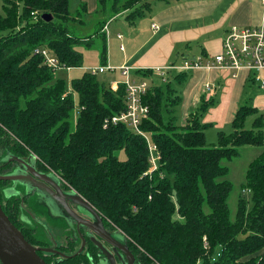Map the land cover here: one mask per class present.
<instances>
[{
	"label": "trees",
	"instance_id": "obj_1",
	"mask_svg": "<svg viewBox=\"0 0 264 264\" xmlns=\"http://www.w3.org/2000/svg\"><path fill=\"white\" fill-rule=\"evenodd\" d=\"M71 1L3 0L0 203L11 221L32 245H45L23 222L21 199L5 192L11 180L1 178L19 159L32 160L92 204L107 227L123 233L141 253L140 264H264V112L253 105V94L239 105L232 131H219L217 142L209 143L206 130L212 123L204 122V115L217 102V93L202 97L180 124L175 111L182 96L170 78L184 83L191 70L170 69L166 81L152 69L133 71L153 82L143 98L150 111L141 124L157 146L159 158L153 169L145 137L124 122L104 127L106 118L125 110V85L113 90L91 71L67 81L37 50H48L67 70L83 65L80 47L89 49L99 42L105 65L109 22L125 15L133 24L156 0H97L96 27L87 36L77 35L70 23H86L88 5L81 0L73 12ZM44 13H51L53 20L45 21ZM205 57L201 58L206 61ZM186 60L194 59L169 66ZM159 77L166 86L155 83ZM249 81L258 83L253 73ZM250 116L254 118L247 128ZM243 146L261 147L243 183L253 193V208L241 193L232 218L233 183L228 179L230 168L222 161L238 157ZM69 245L75 243L57 246ZM39 254L49 264H81L80 254L60 259L53 258L57 254Z\"/></svg>",
	"mask_w": 264,
	"mask_h": 264
},
{
	"label": "crops",
	"instance_id": "obj_2",
	"mask_svg": "<svg viewBox=\"0 0 264 264\" xmlns=\"http://www.w3.org/2000/svg\"><path fill=\"white\" fill-rule=\"evenodd\" d=\"M82 1L87 3L89 13H94L97 0ZM262 16V0H156L150 11L133 24L125 15L116 17L114 37L110 36L109 22L106 64L116 70L103 73H108L110 84L122 80L119 68L123 65L132 71L153 70L180 63L183 58L203 55L205 60L210 59L222 50L223 37L232 25H259ZM188 73L181 95L180 124H184L202 97L216 93L220 103L204 118V122L212 123L210 127L231 123L249 93L253 94V105L264 111V93H257L262 89L249 81L255 71L244 69L234 78L217 68L197 67ZM261 76L264 77V70Z\"/></svg>",
	"mask_w": 264,
	"mask_h": 264
},
{
	"label": "flooded vegetation",
	"instance_id": "obj_3",
	"mask_svg": "<svg viewBox=\"0 0 264 264\" xmlns=\"http://www.w3.org/2000/svg\"><path fill=\"white\" fill-rule=\"evenodd\" d=\"M23 161L25 162V164H27V166H25ZM28 166H33L36 171L41 174H45L54 180V177L51 176L49 171L45 169L40 170V168H37L35 166L32 160L19 159V163L14 164L10 171L2 175H19L18 178L16 177L9 179L11 180V183L8 185L5 192L7 193V195H17L21 199V208L23 211V214H21L22 220L28 227L33 228L35 230L34 236L37 230L36 225L38 223H35L32 217L29 215L27 205L30 206V204H39L45 207L48 213L46 214V216L48 219L52 220L50 224L53 225V228L54 218L61 220L62 224L56 222L57 225H55V228L59 230V232L64 234V239L61 240L60 244H58V242H55L53 244L48 241V234H44V231L41 230L40 236L35 237L39 241L45 243V245L37 246L38 253L42 251L43 254L47 257H51L52 255L57 254L53 256L54 259H60L61 257L66 258L80 254L81 264H86V262L88 264H112L113 258L115 264H140L139 261L142 257L141 253L136 251L132 243H130V241H127L123 234H119L118 231L107 227L103 221V225L106 231L109 232V234L117 241L111 243L102 236L98 235L88 225L77 222L66 211V209H64V204L61 203V197L59 193L56 192L54 185H52L48 181H44L40 177H37V175L35 174L32 175L31 171L28 169ZM20 180H25V186L22 187L23 190H20L17 186L21 185L22 182ZM54 181L60 184L63 193H65L68 197V203L70 205V208L79 217L91 223H98V219L97 217H95V215H93L88 210L86 211V208L85 210L82 209L84 208L82 207V204L78 203L76 200H70L71 192L68 188L64 186L62 182H58L57 180ZM26 183L30 186H27ZM32 197L35 198L34 203L30 200ZM111 233H113L114 235ZM94 238L100 241V243L97 244L94 241ZM69 241H73L75 245L57 246L66 245ZM143 262L144 264H149L146 261Z\"/></svg>",
	"mask_w": 264,
	"mask_h": 264
},
{
	"label": "built area",
	"instance_id": "obj_4",
	"mask_svg": "<svg viewBox=\"0 0 264 264\" xmlns=\"http://www.w3.org/2000/svg\"><path fill=\"white\" fill-rule=\"evenodd\" d=\"M262 23L259 25H232L224 35L222 41V50L212 58L204 61L201 57L194 60H186L183 65L157 67L153 69L155 74L162 77L163 81L167 80L168 71L174 68L194 69L197 67L217 68L222 72L229 74L231 77H237L239 73L246 69L255 71L254 75L259 87L264 90V77L261 71L264 70V0ZM107 29V26L106 28ZM121 38L122 35L119 34ZM123 47V46H122ZM40 51L47 63L55 68L62 69L56 57L51 55L48 50ZM70 70L71 68H66ZM106 70L114 71L115 67L108 64L101 65L90 69L93 74L103 73ZM122 76L120 81H112L111 87L117 90L120 83L126 88V108L119 114L112 115L104 120V127L124 122L137 134L145 137L149 143L150 160L153 169L157 168L159 155L157 146L151 141L148 134L141 129V124L149 115L150 107L143 101L144 96L148 92L151 83L146 78L134 75L132 69L123 65L119 68ZM209 88L210 86L207 85Z\"/></svg>",
	"mask_w": 264,
	"mask_h": 264
},
{
	"label": "rangeland",
	"instance_id": "obj_5",
	"mask_svg": "<svg viewBox=\"0 0 264 264\" xmlns=\"http://www.w3.org/2000/svg\"><path fill=\"white\" fill-rule=\"evenodd\" d=\"M81 0H72L71 2V10L73 12L76 11V9L79 6ZM0 13L4 14V9H3V0H0ZM94 13L92 14H88L86 16V23L84 24H74V23H70L71 25L75 26V32L77 33V35L80 36H87V35H91L93 34L95 27H96V21L95 18L93 17ZM111 25H110V36L114 37L116 36V33L114 31V27L116 26L118 21H115V19H113ZM224 39V37H223ZM100 43L96 42L95 45L91 48H85V47H80V50L83 52V65L81 67H76V68H72L73 70L67 71V70H63L65 68L59 69L56 72V75H63L66 76L67 81H70L72 78L74 77H78L81 76L85 71H90V69L92 68H96L99 67L101 65H103L101 63V54H100ZM98 78L101 81H104L108 84V73H98ZM148 81L153 84L152 79L147 78ZM161 78H156L154 81L155 83H161L164 84L161 80ZM171 81V86L178 90L179 93L182 95L183 90H184V85L185 83H178L174 78H170ZM167 84H164V86H166ZM251 91V90H249ZM257 93H264V90H259L256 91ZM249 96H251V93H249ZM220 103V99L217 100V102L215 103L214 107H216L218 104ZM241 104V103H240ZM213 108V107H212ZM79 110V106L77 105L76 107V112ZM211 110H209L204 117H206ZM264 112V111H263ZM164 113V117L165 120L167 121L169 118V114L167 112V110L164 108L163 110ZM181 114V105L176 107V111H175V116H177V118L180 116ZM254 116H250L246 122V127L250 128L251 127V123L253 121ZM219 131H225V132H231L232 131V126L231 123H224L221 126H212L209 129L206 130L207 132V140L209 143H216L217 142V135ZM260 148L261 147H257V146H243L241 147V154L234 158L233 160H227L224 159L222 162L223 164H226L229 166L230 168V173L228 175V179L230 181H232L233 183V187H232V191L230 193L229 196V206H230V211H231V217L235 218L236 215V211H237V202H238V198L239 195L241 193H243V197L247 200V204H248V208L251 210L253 208V193L250 189L248 188H244L243 183L245 181V176H246V172L248 169L249 164L251 163L252 160H254L260 153ZM120 156L121 158H125V153L123 151H120ZM50 174L52 177H54V180H58L59 182H61V179L59 178V176L53 172L50 171ZM16 177L18 178L19 175H16ZM19 181V180H16ZM22 183L21 185H17L19 187L20 190H23L22 187L25 186V180H20ZM27 184V183H26ZM27 186H30L29 184H27ZM245 189V190H244ZM33 203L35 202V198H31L30 199ZM84 207V206H82ZM27 209L29 211V215L32 217V219L34 220L35 223H38L36 225L37 230L35 232V236H40L41 234V230L44 231V234H48V241L51 243H55L58 242V244L61 243V240L64 239L63 235L61 232H59V230H57L55 228V225H57V223L62 224L61 220L54 218V228L52 227L53 225L50 224L52 220L48 219L46 214L47 211L45 209L44 206L41 205H33L30 204L27 205ZM85 210V207L82 208ZM87 211V209H86ZM88 214V213H86ZM57 222V223H56ZM113 234V233H111ZM119 234H121L119 232ZM114 235V234H113ZM121 236V235H120Z\"/></svg>",
	"mask_w": 264,
	"mask_h": 264
},
{
	"label": "water",
	"instance_id": "obj_6",
	"mask_svg": "<svg viewBox=\"0 0 264 264\" xmlns=\"http://www.w3.org/2000/svg\"><path fill=\"white\" fill-rule=\"evenodd\" d=\"M42 18L45 21L53 20L54 16L51 13H44ZM25 164V162L23 161ZM27 166V164H25ZM32 175H37V177L42 178L44 181L50 182L54 185L56 192L59 193L61 203L64 204V209L74 218L77 222L86 224L93 229L98 235L102 236L109 242H117L110 234L106 231L103 225V217L95 207L90 204L84 197L76 193L71 192L72 201H77L82 204L89 212H91L95 217H97L98 223L88 222L81 217H79L71 208L68 203V197L63 193L60 184L51 179L45 174H41L33 166H28ZM4 179L16 178L15 175L2 176ZM58 181V180H57ZM59 182V181H58ZM123 234V233H122ZM124 235V234H123ZM94 241L98 244L96 238ZM0 261L1 264H48L38 253V248L32 245L24 236L22 231L11 221L9 216L4 211L0 203ZM112 264H115L114 258L112 259Z\"/></svg>",
	"mask_w": 264,
	"mask_h": 264
}]
</instances>
